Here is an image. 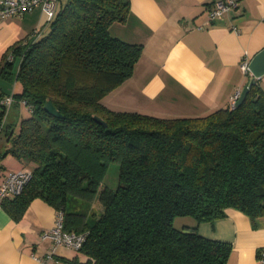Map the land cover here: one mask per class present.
<instances>
[{"label":"trees","instance_id":"1","mask_svg":"<svg viewBox=\"0 0 264 264\" xmlns=\"http://www.w3.org/2000/svg\"><path fill=\"white\" fill-rule=\"evenodd\" d=\"M129 12V0L61 1L42 33L5 60L3 75L17 63L13 106L26 109L1 130L5 155L33 168L2 209L18 221L41 199L62 212L65 231L86 234V264H226L230 244L173 220L199 224L229 209L264 216V91L253 84L239 107L192 118L109 110L102 99L142 51L109 33ZM48 102L59 117L45 112ZM114 163L115 188L105 184Z\"/></svg>","mask_w":264,"mask_h":264},{"label":"crops","instance_id":"2","mask_svg":"<svg viewBox=\"0 0 264 264\" xmlns=\"http://www.w3.org/2000/svg\"><path fill=\"white\" fill-rule=\"evenodd\" d=\"M220 0H129L130 12L122 23L109 27L111 36L142 46L131 76L108 93L102 104L114 112H134L159 118H192L229 108L236 90L248 84L239 64L264 50V0H235L237 7L222 19L207 22L208 11ZM39 8L21 18L0 22V69L16 46L43 28ZM17 70L15 62L11 71ZM0 74V99L12 96L13 74ZM264 91V75L257 82ZM24 114V107L13 106ZM11 107V108H12ZM10 108V109H11ZM16 113V112H15ZM14 115V114H13ZM4 127L16 128L19 118ZM8 142L0 135V182L9 172L31 171L26 164L5 155ZM57 211L34 199L20 220L14 221L0 208V264H86L81 253L65 247L52 250L41 240ZM196 226L199 235L231 246L226 264H259L264 254V216L250 220L229 209L222 218ZM183 227V228H184Z\"/></svg>","mask_w":264,"mask_h":264},{"label":"built area","instance_id":"3","mask_svg":"<svg viewBox=\"0 0 264 264\" xmlns=\"http://www.w3.org/2000/svg\"><path fill=\"white\" fill-rule=\"evenodd\" d=\"M61 0H0V22L5 18L18 17L21 18L26 13L31 12L35 8H39L45 17V28L55 17L59 3ZM237 7L235 0H220L213 4L212 8L208 11L207 22L222 19L223 16L231 9ZM43 28L37 29L33 32V36L37 37L42 33ZM6 60L13 61V56L10 54ZM249 60L243 58L239 64L242 73L248 75V84L253 82L256 84L259 77H254L249 70ZM247 84V85H248ZM241 90H236L230 99L229 108L234 109L240 97ZM12 96H7L0 99V133L4 128L8 112L12 107ZM31 178V172L28 170H20L17 172H9L4 179L0 182V208L5 200L13 198L21 194L24 187ZM85 233L67 232L64 230V216L63 213L57 211L56 218L53 226L41 233V240H49L52 243V250L59 247H65L77 252L85 242ZM259 264H264V254L259 259Z\"/></svg>","mask_w":264,"mask_h":264},{"label":"water","instance_id":"4","mask_svg":"<svg viewBox=\"0 0 264 264\" xmlns=\"http://www.w3.org/2000/svg\"><path fill=\"white\" fill-rule=\"evenodd\" d=\"M249 70L254 77H260L261 75H264V50H262L252 58L249 63ZM252 85L253 82H250L247 86L243 88L236 104L237 107H239L243 103ZM44 110L46 113L54 117L60 116L50 102L44 105ZM94 120L98 124L102 125L104 128H107L106 124L100 118L94 117Z\"/></svg>","mask_w":264,"mask_h":264},{"label":"rangeland","instance_id":"5","mask_svg":"<svg viewBox=\"0 0 264 264\" xmlns=\"http://www.w3.org/2000/svg\"><path fill=\"white\" fill-rule=\"evenodd\" d=\"M61 1L63 4H65L66 2V0H61ZM19 117H20L19 110L14 109V107H12L10 109V116H9L8 123L13 122L14 118H19ZM13 125H15L14 122H13ZM117 177H118V165L114 163V164H111L108 168V172L105 177V184L109 185L110 187L115 188L117 186ZM190 220H193V219H191L190 217H176L173 220V226L176 229H183L184 226L188 225L189 222H191Z\"/></svg>","mask_w":264,"mask_h":264}]
</instances>
